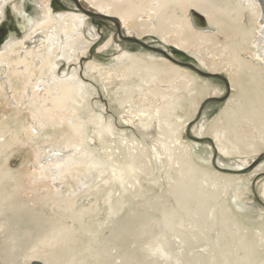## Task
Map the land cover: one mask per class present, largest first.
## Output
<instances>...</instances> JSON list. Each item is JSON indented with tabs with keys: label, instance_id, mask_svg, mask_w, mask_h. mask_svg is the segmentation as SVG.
Returning a JSON list of instances; mask_svg holds the SVG:
<instances>
[{
	"label": "bare ground",
	"instance_id": "1",
	"mask_svg": "<svg viewBox=\"0 0 264 264\" xmlns=\"http://www.w3.org/2000/svg\"><path fill=\"white\" fill-rule=\"evenodd\" d=\"M11 1L0 0V24ZM49 1L37 0L43 18H30L23 26L24 40H45L38 53L16 38L0 49V107L9 102L17 107L0 123V226L5 227L0 253L7 254L0 263L116 264L117 257L121 264H156L147 259L150 252L172 256L174 264H264V219L256 225L249 220L260 215L236 211L253 206L240 185L250 188L264 169L246 179L200 165L188 142L199 143L198 138L186 134L200 100L209 94L224 98V90L164 61L124 53L116 69L92 64L89 70L105 81L106 93L120 107L121 122L139 136L119 129L114 117L108 121L103 113L79 120L89 107L88 85L76 72L58 76L57 70L61 58L80 59L92 43L78 34L84 16L55 14ZM92 4L118 15L139 35L155 34L165 44L190 51L213 71L227 70L234 93L206 126L208 142L225 157H237L231 166L238 169L250 164L245 158L264 153V62L257 59L264 60V0ZM23 8L16 7L25 20ZM193 10L205 15L208 30L194 28ZM38 32L42 35L36 36ZM136 96L149 108L138 102L148 109L134 108ZM22 104L29 106L32 123L19 112ZM59 131L62 143H55ZM43 140L49 142L47 152L37 150ZM92 141H98V148L90 151ZM61 149L70 156L50 173L55 167L48 164V150L57 155ZM22 155L29 159L14 170V160ZM33 155L40 166L36 171L29 167ZM157 170V178L150 179ZM163 181L170 200L155 191L164 187ZM260 183L264 201V179ZM91 193L93 198L85 201ZM20 195L25 199L19 200ZM172 248L178 250L174 256Z\"/></svg>",
	"mask_w": 264,
	"mask_h": 264
},
{
	"label": "rangeland",
	"instance_id": "2",
	"mask_svg": "<svg viewBox=\"0 0 264 264\" xmlns=\"http://www.w3.org/2000/svg\"><path fill=\"white\" fill-rule=\"evenodd\" d=\"M51 1V2H50ZM49 4L51 5L52 9L54 10L55 14H72V15H79L84 16V25L81 27V30L78 32L79 36H83L86 41L91 42V46L89 48L88 53L81 57L80 59L73 58L72 60H65L60 59V65L58 67L57 73L58 76H62L63 74H67L68 77L71 76L72 73H77L79 75L80 80L88 85V90L90 91V96L88 98L89 107L88 110L86 109L85 112L82 114L79 113L78 119L85 120L88 118L86 115L91 114H98L103 113L104 116L109 121L110 117H114L116 124L119 129L123 131H128V134H131V131L136 133V136H139L137 130H133L131 127H125L123 122L120 119V107L118 103L114 101L105 91L104 86L105 81L99 77L97 73L94 74L93 71L90 72L89 65H99L103 68H113L116 69L121 66V61L119 57L122 54L127 53L129 55H142L147 56V59H151L153 61H160L166 62L168 64L174 65L179 67L182 71H187L190 74L197 76V79L202 84L210 85L212 88L218 87L224 90L225 97L219 98L216 95H206L204 98L200 100L201 106L199 111L196 115V118L191 119L186 126V134L188 137L193 136L198 138L199 143L193 142L190 138L188 140L190 146H192L193 157L196 156L194 159L198 164L203 166H208L212 169L216 168L220 171H234L228 173L232 177H239L243 176L248 179L251 175H257L263 173L260 170L264 169V153H260L256 157H248L244 160H249L250 164L243 167L237 168L231 166L232 160H238L237 157H225L222 155L219 150L217 149L216 145L211 142L210 136H208L205 132L206 126L212 124L218 117V115L224 110L227 105V102L231 99L234 91L232 88L231 83V76L227 70L221 72H215L207 66H204L190 51H186L182 48L177 47L174 44H165L161 38L156 36L155 34L144 33L143 35H139V33H135L131 28V26H126L122 19L119 18L118 15H109V13H105V11L97 8L94 4H92L93 0H50ZM24 6V15L25 20L22 19L21 16L18 15L16 7ZM16 9V10H15ZM19 9V8H18ZM5 16L0 24V49L2 48L3 44L8 39L16 38L19 42H25V47L29 50L34 49L35 53H38L43 48V43L45 42L44 39L34 43L33 37L32 40H24L25 36L27 35L26 28L24 29L21 26H27L28 19L30 18H43L42 9L40 8L39 3L37 0H13L6 6ZM195 14L202 13L198 12L197 10H193ZM143 19V18H142ZM141 19V21H142ZM125 25V26H124ZM264 26V22L261 24ZM130 27V28H129ZM24 29V30H23ZM131 30V31H130ZM37 35H42L41 32L36 33ZM95 37H93V36ZM139 35V36H138ZM250 58L251 56L248 55ZM258 61L264 62V60L257 58ZM120 64V65H119ZM67 72V73H66ZM203 74V75H201ZM70 75V76H69ZM229 75V76H228ZM138 97L135 98L134 108L140 109L143 104H146L147 107L149 105L148 102H138L136 101ZM0 101H3V97H0ZM90 101V102H89ZM143 103L139 106L138 103ZM9 107L4 103L0 107V123L4 121H8V117L12 114V107L14 110L17 108L15 104L9 102ZM12 103V104H11ZM148 103V104H147ZM14 105V106H13ZM137 105V106H136ZM11 107V108H10ZM145 107V106H142ZM20 113L25 117L26 122L32 123V119L29 116L30 111L27 109L29 106L27 104H22L19 106ZM149 108V107H148ZM145 107V109H148ZM144 109V108H143ZM135 111V109H134ZM14 114V113H13ZM85 115V116H84ZM6 118H5V117ZM30 117V118H29ZM6 119V120H4ZM2 120V121H1ZM201 124H204V127H201ZM202 128V129H200ZM42 134V132H40ZM62 131L57 133V137L59 138L55 143H62L60 142V137L62 136ZM92 135V134H91ZM31 143V144H30ZM27 144L26 149L31 148L32 142ZM39 148L37 150L44 149L47 150V146L49 142L46 143V140L38 141ZM90 151L98 148V141H92L90 143ZM175 145V144H174ZM49 149V148H48ZM61 154L55 155L56 153H49L48 150V164L52 167H55L54 170L51 169L52 172L55 173L57 170V164L62 163L64 157H68L69 151L67 149H61ZM216 150V151H215ZM47 152V151H46ZM194 153V154H193ZM23 158L29 159L27 156L22 155L20 160H14L13 169L16 170L18 168L19 163ZM152 160L154 159L153 155L151 156ZM33 161V164H29L30 168L36 171L40 166L34 160V155L30 158ZM43 163H47V159L43 158L41 160ZM58 161V162H57ZM57 163V164H56ZM207 163L211 165H207ZM42 166V165H41ZM236 169V170H235ZM242 169V170H240ZM155 176L150 179H156L157 174H159L160 170L156 171ZM176 177V175L174 176ZM149 179V178H147ZM264 179V176L260 177L256 181H253L252 185L250 186L249 191L245 184L240 185L243 190L246 189V195L252 199L255 203L251 208H254L252 211L251 208H247L245 210H236L239 212L240 215H260L258 219H251L244 218L243 220H249L251 223L255 220L256 224L259 220L264 219V201L261 198L262 196L259 193L260 188V181ZM168 182L163 181L162 189L160 187H155V191L159 192L165 198L167 195L168 200L172 199V196L169 194L170 188L168 187ZM152 184V185H151ZM149 186H153V183H148ZM246 186V187H243ZM163 190V191H162ZM162 191V192H161ZM168 191V192H167ZM248 191V192H247ZM167 192V193H166ZM165 193V194H163ZM30 194V193H29ZM89 194H86L84 199L85 201L89 202V199L93 198V194L88 197ZM171 196V197H170ZM261 196V197H260ZM19 200H24L25 196H18ZM164 199V200H166ZM262 199V200H261ZM91 201V200H90ZM256 205V207H255ZM248 210V211H247ZM235 211V212H236ZM251 211V212H250ZM52 212V208L48 207V213ZM236 212V213H237ZM243 213V214H242ZM262 213V214H258ZM1 222V219H0ZM1 224V223H0ZM257 225V224H256ZM5 230V227L2 225L0 226V239H2V233ZM171 241L176 240L174 237L169 235ZM1 245V241H0ZM113 256H117L116 250L112 252ZM150 255H149V254ZM171 253L174 256L178 253L177 248H172ZM6 256L7 254H1L2 256ZM148 256L147 259L153 260L156 264H174V259L172 256L169 258H165L166 256H156L147 252L145 254ZM116 264H121V260L117 257L113 258ZM166 259V260H165ZM168 259V260H167ZM19 261V260H17ZM20 263V262H19ZM1 264V263H0Z\"/></svg>",
	"mask_w": 264,
	"mask_h": 264
},
{
	"label": "water",
	"instance_id": "3",
	"mask_svg": "<svg viewBox=\"0 0 264 264\" xmlns=\"http://www.w3.org/2000/svg\"><path fill=\"white\" fill-rule=\"evenodd\" d=\"M191 20H192V24L194 26L195 29H199V30H208L209 27L204 19V17L200 14H193L191 16ZM23 27V26H21ZM24 30V29H23Z\"/></svg>",
	"mask_w": 264,
	"mask_h": 264
}]
</instances>
